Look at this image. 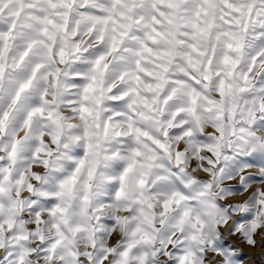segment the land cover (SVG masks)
<instances>
[{
	"label": "snow or ice",
	"instance_id": "1",
	"mask_svg": "<svg viewBox=\"0 0 264 264\" xmlns=\"http://www.w3.org/2000/svg\"><path fill=\"white\" fill-rule=\"evenodd\" d=\"M226 235L264 247V0H0V264H242Z\"/></svg>",
	"mask_w": 264,
	"mask_h": 264
},
{
	"label": "rangeland",
	"instance_id": "2",
	"mask_svg": "<svg viewBox=\"0 0 264 264\" xmlns=\"http://www.w3.org/2000/svg\"><path fill=\"white\" fill-rule=\"evenodd\" d=\"M259 172L258 167H252L247 170L245 174H257ZM203 176V174H201ZM228 184L232 185H237L238 184V179L234 181H229L226 182ZM256 187H261L259 184H253L252 188ZM245 194L244 196H237L234 199H245L246 198ZM225 233L227 232V229L223 230ZM225 242L230 245H234L240 249H242V255L240 257L242 264H264V259H262V256H264V247L260 243H258L255 247H249L244 244H242L237 237H232V236H225L224 237ZM257 240L260 239V237H256ZM209 258L211 259V254H209ZM220 257H215L216 261H219Z\"/></svg>",
	"mask_w": 264,
	"mask_h": 264
}]
</instances>
